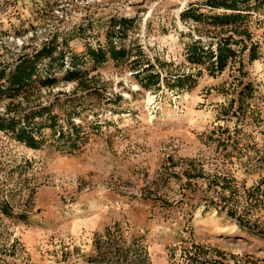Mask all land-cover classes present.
I'll return each instance as SVG.
<instances>
[{
  "label": "rangeland",
  "instance_id": "1",
  "mask_svg": "<svg viewBox=\"0 0 264 264\" xmlns=\"http://www.w3.org/2000/svg\"><path fill=\"white\" fill-rule=\"evenodd\" d=\"M206 1L0 0V66L53 38L86 72L0 101L50 106L80 136L70 148L46 128L31 148L0 131V204L28 214L0 213L3 264H264V14L251 17L258 58L212 77L185 46L214 31L181 17L212 13ZM112 18L131 20L114 39L129 58L94 66L85 48L104 45ZM146 63L196 84L143 88Z\"/></svg>",
  "mask_w": 264,
  "mask_h": 264
},
{
  "label": "trees",
  "instance_id": "2",
  "mask_svg": "<svg viewBox=\"0 0 264 264\" xmlns=\"http://www.w3.org/2000/svg\"><path fill=\"white\" fill-rule=\"evenodd\" d=\"M205 5L212 13L199 12V7L190 6L181 14L183 18L200 23L203 29L210 28L214 31L208 42L198 39L186 44L185 61L199 71L203 70L215 77L234 62H240V56L245 51L249 61L256 60L259 50L256 43L250 42L251 17L264 14V0H207ZM130 23V19L112 18L105 33L104 45L86 46L84 56H87L88 61L96 66L108 59L114 62L128 60L129 52L123 46L118 47L114 39L118 32H123V36ZM58 45L51 38L39 49L21 53L11 64L0 66V101L27 96L37 89L52 87L59 81L80 82L86 73L80 67L83 56L70 54L68 66H65L66 53ZM146 64V67L142 64V68L135 73L137 78L140 77L143 88L159 87L162 79L167 85L180 89H191L196 84L191 75L161 78L152 65ZM58 73L63 74L59 76ZM233 102L231 100V104ZM237 102L240 107L243 99L237 98ZM70 119L68 116V124L64 129L50 106H38L20 112L0 113V131L31 148H37L43 143L42 130L48 128L53 137L57 135V141L61 139L68 147L73 148L77 146L80 136L78 127ZM0 213L11 221H26L28 218V214L15 213L4 202L0 204ZM1 256L0 253V264H3Z\"/></svg>",
  "mask_w": 264,
  "mask_h": 264
}]
</instances>
